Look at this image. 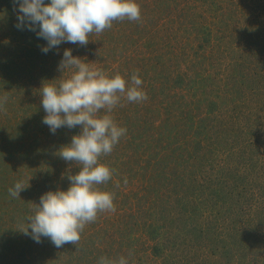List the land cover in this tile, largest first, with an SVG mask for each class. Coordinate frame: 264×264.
I'll use <instances>...</instances> for the list:
<instances>
[{
	"label": "rangeland",
	"instance_id": "1",
	"mask_svg": "<svg viewBox=\"0 0 264 264\" xmlns=\"http://www.w3.org/2000/svg\"><path fill=\"white\" fill-rule=\"evenodd\" d=\"M136 3L139 21L44 53L46 40L16 27L14 0H0V264H264V0ZM65 49L109 77L137 73L148 99L101 110L127 129L99 158L116 211L57 248L18 229L80 170L57 152L81 127L42 123L43 84L71 75L58 70ZM17 181L29 186L13 198Z\"/></svg>",
	"mask_w": 264,
	"mask_h": 264
},
{
	"label": "clouds",
	"instance_id": "2",
	"mask_svg": "<svg viewBox=\"0 0 264 264\" xmlns=\"http://www.w3.org/2000/svg\"><path fill=\"white\" fill-rule=\"evenodd\" d=\"M15 5H18L16 27H26L46 40L41 49L44 53L62 42L86 46L91 33H102L112 27L113 21L141 19L136 0H50L47 4L45 0H14ZM58 70L62 73L70 70L71 75L59 86L43 84L40 95L46 115L42 123L53 134L61 127H81V132L57 152L64 161L79 165L80 170L67 176L70 186L66 191L49 190L42 194L39 203L34 204L33 214L18 230L37 243L42 237L49 238L60 248L66 243L77 245L85 225L94 222L98 213L116 211L114 193L97 187L107 183L114 172L100 163L99 158L113 151L127 129L119 127L110 115H100L101 110L110 113L121 97L128 102H142L148 96L137 73L131 75L130 81L120 74L109 77L73 56L71 49L64 50ZM7 99L0 98V108ZM28 186L29 182L26 185L17 181L8 193L20 198V192ZM98 264H128V260L124 256L114 260L100 257Z\"/></svg>",
	"mask_w": 264,
	"mask_h": 264
}]
</instances>
